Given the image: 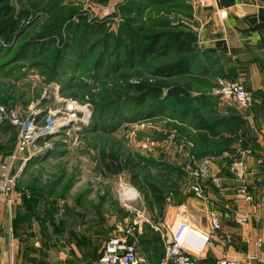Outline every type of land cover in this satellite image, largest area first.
<instances>
[{
    "label": "rangeland",
    "instance_id": "obj_1",
    "mask_svg": "<svg viewBox=\"0 0 264 264\" xmlns=\"http://www.w3.org/2000/svg\"><path fill=\"white\" fill-rule=\"evenodd\" d=\"M6 4L15 15L28 12L15 31L0 36V198L8 178H15V191L29 190L32 196L27 202L20 200L22 212L29 210L31 218L19 232H13L15 264H97L117 224L131 229L138 252L157 263L180 219L188 216L202 230L209 227L211 212L221 220L217 237L228 234L233 242L196 255L198 263L214 264L225 249L247 255L244 226L236 221V214L247 207L264 206V184L252 192L246 188L251 199L243 195V186L235 188L231 167L244 147L229 127L241 124L250 140L255 137L258 132L247 116L257 126L258 119L264 120V91L247 85L253 103L244 109L213 93L216 76L201 75L200 64L193 75L183 78L156 76L158 66L176 59L162 48L146 60L126 61L130 43L123 29L141 28L144 35L162 30L165 24L190 28L193 0L163 5L149 0H109L106 4L9 0ZM123 6L135 13L123 15ZM103 21L107 24L100 30ZM173 83L188 86L191 95L203 96L199 109L209 121L207 129L200 130L191 116L196 105L183 114V107L172 102L163 116L129 122L141 111L134 102L141 93L139 84L160 89L149 96L145 111L156 97L164 98ZM53 114L58 128L20 150L24 122L34 119L43 125ZM230 117L233 122L221 124V118ZM108 153L122 159L121 173L105 168ZM255 154L253 149L248 158ZM204 159L210 161V172L219 180H201L206 190L201 198L191 189L190 170ZM222 173L227 174V185L219 177ZM122 186L134 189L136 196L123 199ZM148 225L159 227L165 238L149 254L140 245L143 235L149 234Z\"/></svg>",
    "mask_w": 264,
    "mask_h": 264
},
{
    "label": "crops",
    "instance_id": "obj_2",
    "mask_svg": "<svg viewBox=\"0 0 264 264\" xmlns=\"http://www.w3.org/2000/svg\"><path fill=\"white\" fill-rule=\"evenodd\" d=\"M221 9L228 11L225 18H221L219 15ZM198 12L199 18L191 16L189 25L197 34L199 47L203 52V61L211 68V73L227 79L242 78L251 90L263 92L264 0H210L209 4L199 9ZM258 120L257 126L256 123L254 124L253 117L252 120L249 119L251 128L258 132L255 137L251 138L249 145L246 147L251 148L252 152L243 154L241 150L231 167L236 176L237 185H235V188L243 186L251 191L252 189H259L264 184V120ZM253 149L257 154L254 158H250V161L248 156L253 153ZM238 162L243 163L241 166L244 174L238 173L236 168ZM250 166H256V168L248 169ZM219 177H222L224 179L223 184L227 185L225 180L227 174L222 173ZM207 179L206 177L202 180ZM261 188L264 189L263 186ZM18 194L17 191L13 192L11 208L6 206L7 201L0 198V264H15L14 247H17L15 245L17 238L14 236L13 220L24 210V207L20 204L21 199ZM247 208L241 213L249 214V224L243 227L249 247L248 254L245 255L244 253L241 256V254L233 253L231 249L219 252H221V255L227 254L239 258L252 255L256 257V264H264V245L258 247L255 244L259 237L264 238V206L258 204L254 209ZM236 221L238 222L237 217ZM153 227L159 230V227L154 225ZM202 230L209 231V227L202 228ZM217 233V231L211 233L217 241L216 246L212 248L223 245L222 239L228 236L227 234L218 238ZM232 242L233 239L231 238L230 243ZM251 251L256 253L252 254ZM148 261L150 264H159V261L157 263H151L149 259Z\"/></svg>",
    "mask_w": 264,
    "mask_h": 264
},
{
    "label": "trees",
    "instance_id": "obj_3",
    "mask_svg": "<svg viewBox=\"0 0 264 264\" xmlns=\"http://www.w3.org/2000/svg\"><path fill=\"white\" fill-rule=\"evenodd\" d=\"M9 0H0V5L4 3L2 7H0V36H6L11 32L17 29L19 20L21 17L26 16L27 11H21L18 15L13 13L12 7L6 4ZM103 4L109 2V0H97ZM156 4H169L173 3L177 0H149ZM193 11V10H192ZM121 12L125 16H131L135 13V9L131 7L123 6L121 8ZM192 16V12L190 17ZM104 23L99 24V29L104 30L106 26V21ZM124 30L125 38H127L128 45L127 48V57L126 61L129 63H133V61H137L139 59L146 60L150 56L153 57L157 54V50L162 48L169 53H173L176 59L173 62L165 63L158 66L155 70V75L159 77L165 78H183L186 76L193 75L195 73V66L198 64L199 72L201 75H211V68L203 61V52L200 50L198 37L196 32L189 27H186L180 23L178 24H165L163 29L160 31L154 32H146L141 33L143 29L139 28L137 31L135 30ZM214 75V74H213ZM222 77V76H216ZM225 78V77H224ZM227 79V78H226ZM236 80V79H232ZM216 81V80H215ZM141 93L134 97V102L136 106L141 108V111L138 112V115L129 122H137L141 120L152 119L156 116H163L167 111L168 103H176L183 107L182 113H186V110L190 109V105L194 104L197 107L191 108V116L195 117L198 123V128L200 130L207 129L209 127V121L207 117H205L204 113H202L199 109V104L203 101V96H194L190 94V89L188 86L182 83H173L171 84L165 91L164 98H155L153 104L150 108L145 111H142L146 108L145 104L149 100V96L152 93L158 92L160 89L156 86L148 87L144 84L138 85ZM249 116V115H248ZM247 116V117H248ZM233 118H221V124H229L233 122ZM249 122V117L247 119ZM240 123V121H239ZM233 138L239 137L240 146L244 150L250 142V139L247 137V130L243 128V125L239 124L235 127L230 126ZM125 163V162H124ZM105 168L108 172L112 174H119L124 169V164L122 159L114 153H108L106 158H104ZM127 164V163H125ZM20 191L19 193H21ZM162 195L159 194L157 200H161ZM22 199V203L27 200H30L32 196L26 197L22 195L19 197ZM24 207V206H23ZM27 208V206H26ZM29 211V210H27ZM26 211L19 213L18 217L13 220V228L14 232H19V228L24 223H30L29 219L31 216ZM149 232L147 235H143L140 245L143 247L145 253H150L151 250H155L158 247L162 246L164 243V239L159 230H156L152 225H148L145 227V230ZM22 232V231H21ZM162 248V247H161ZM161 251V250H160ZM163 256V255H162ZM161 256V257H162ZM160 260V259H159Z\"/></svg>",
    "mask_w": 264,
    "mask_h": 264
},
{
    "label": "built area",
    "instance_id": "obj_4",
    "mask_svg": "<svg viewBox=\"0 0 264 264\" xmlns=\"http://www.w3.org/2000/svg\"><path fill=\"white\" fill-rule=\"evenodd\" d=\"M210 0H195L192 12V17L199 18V9L206 7ZM221 18H225L228 15L226 9L219 10ZM213 93L222 98H228L235 101L240 107L248 109L253 103V95L247 89L244 80L239 78L237 80L226 79L224 77H217ZM56 114L49 115L44 121L43 125L38 124L34 119H29L24 122L21 140L19 148L22 151L29 148L30 143L36 141L39 137L44 136L46 133L54 131L58 128ZM252 120L251 115L248 116ZM251 148H245L242 150L243 154L251 153ZM242 162L236 164L238 173L244 174L242 168ZM194 182L191 185L193 192L201 198L205 197V188L203 187L201 180L204 177H210L212 181L217 182L219 179L216 175L210 172V161L204 159L197 164L195 169L190 170ZM15 191V178H8L1 186V196L7 201L9 208L13 204L12 194ZM242 191V190H241ZM25 195L30 197L29 190H24L19 197ZM243 195L247 199H251V195L246 194V189H243ZM125 198V200H129ZM236 217L238 222L242 225L249 224L248 213H237ZM209 231H203L194 227L188 216L180 219L176 227L171 231L172 237L170 241L165 242V252L159 260V264H202L194 258L196 255H204L207 249L216 246L217 241L212 237L211 233L221 229L220 217L211 212L208 218ZM163 239L164 235H162ZM222 244L226 245L231 242V236L228 235L225 239H222ZM256 246L262 247L264 245V238L259 237L256 240ZM97 264H150L145 255L140 254L136 245L131 240V229H125L121 224H117L113 231L107 238L102 248L100 257ZM214 264H256V257L248 255L245 258H239L236 256H230L227 254L221 255Z\"/></svg>",
    "mask_w": 264,
    "mask_h": 264
},
{
    "label": "bare ground",
    "instance_id": "obj_5",
    "mask_svg": "<svg viewBox=\"0 0 264 264\" xmlns=\"http://www.w3.org/2000/svg\"><path fill=\"white\" fill-rule=\"evenodd\" d=\"M132 196H136V191L130 187L122 186L121 197L125 199V198H129Z\"/></svg>",
    "mask_w": 264,
    "mask_h": 264
}]
</instances>
